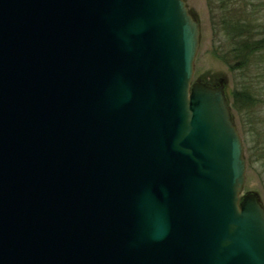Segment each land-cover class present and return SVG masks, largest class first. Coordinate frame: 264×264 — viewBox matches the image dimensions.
<instances>
[{"label": "water", "instance_id": "obj_1", "mask_svg": "<svg viewBox=\"0 0 264 264\" xmlns=\"http://www.w3.org/2000/svg\"><path fill=\"white\" fill-rule=\"evenodd\" d=\"M186 0H0V264H264V205Z\"/></svg>", "mask_w": 264, "mask_h": 264}, {"label": "rangeland", "instance_id": "obj_2", "mask_svg": "<svg viewBox=\"0 0 264 264\" xmlns=\"http://www.w3.org/2000/svg\"><path fill=\"white\" fill-rule=\"evenodd\" d=\"M186 2L200 22V46L195 58L194 79L200 78L206 72L215 78L226 76L225 92L235 124L242 137L247 162L244 192H257L264 205V161L261 157L264 148V64L259 62L264 59V52L253 54L250 62L242 61L240 65L243 68H234L235 62L231 60L233 54L226 57L223 53L232 46L230 38L226 37L224 30H220L219 22L214 17L216 8H220L219 5L225 10L233 9L234 5L230 0H220V2L186 0ZM254 22L258 27L264 28V10L260 14V20ZM259 32H261L260 28ZM248 84L255 85L254 90H258L260 102L254 103L252 97L248 99L247 94L243 95L241 91L244 85ZM234 91L237 92V99L234 98Z\"/></svg>", "mask_w": 264, "mask_h": 264}, {"label": "flooded vegetation", "instance_id": "obj_3", "mask_svg": "<svg viewBox=\"0 0 264 264\" xmlns=\"http://www.w3.org/2000/svg\"><path fill=\"white\" fill-rule=\"evenodd\" d=\"M217 1L220 2V0ZM230 3L234 5L233 9L231 8L229 10V8H227V10H225L222 8L223 6L221 7V5H219L218 7L220 8H218L219 10L216 8L217 11L214 17L216 21L219 22L220 30L225 31L226 37L230 38L229 40L231 42H229L232 44L231 48L226 49L223 53L226 57L233 54L231 57V60L235 62L233 67L239 69L240 67L243 68V66L240 65L242 61L248 60L250 62L253 54H261L264 52V28L258 27L254 22L260 20V14H262L264 10V0H230ZM215 7L216 6H214V8ZM213 11H215V9H213ZM193 15L196 16L194 13ZM259 28L261 32H259ZM259 62L264 64V59ZM196 79L211 86L219 85L221 81H223L226 89L227 80L224 75L215 78L206 72L203 76ZM254 88V84L244 85V89H242L241 92L245 96L247 94L246 97L248 99L252 97L254 103H258L261 99H259L258 90H254ZM234 92V98L237 99V92Z\"/></svg>", "mask_w": 264, "mask_h": 264}, {"label": "trees", "instance_id": "obj_4", "mask_svg": "<svg viewBox=\"0 0 264 264\" xmlns=\"http://www.w3.org/2000/svg\"><path fill=\"white\" fill-rule=\"evenodd\" d=\"M245 99V98H244ZM261 157H262V160L264 161V148H263V152H262V154H261ZM263 166H264V164H263Z\"/></svg>", "mask_w": 264, "mask_h": 264}]
</instances>
